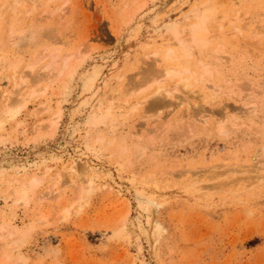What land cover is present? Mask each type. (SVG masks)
<instances>
[{
	"label": "rangeland",
	"instance_id": "obj_1",
	"mask_svg": "<svg viewBox=\"0 0 264 264\" xmlns=\"http://www.w3.org/2000/svg\"><path fill=\"white\" fill-rule=\"evenodd\" d=\"M4 1L9 9L10 0ZM4 1L0 0L4 14L0 18V107L1 91L11 88L13 68L18 74L37 58L33 74L28 76L31 80L50 51L59 57L76 56H72V76L58 84L54 82L45 93L39 91L15 117L3 119L0 224L11 223L15 235L21 234L15 236L19 246L17 242L9 246V260L2 262L0 254V264H264V186L255 189L249 182L256 181L250 175L260 166L256 159L264 154V107L259 104L258 113L245 114L246 100L240 97L244 84H261L262 90L254 93L255 100L251 101L264 100V46L254 30L257 22L253 23L261 17L264 20V0L244 1L241 9L248 12L244 15L250 21V30L247 27L242 32L236 28L239 22L234 15L241 6L233 8L230 0H222L223 4L217 6L218 11L206 23L210 43L202 47L193 41L191 27L211 0H134L127 6V0H41L36 6L33 0H22L19 8L26 14L21 11L23 15L14 24L12 36L5 30L10 13L3 12ZM143 1L144 6L136 11ZM57 7L65 8L60 18ZM132 9L136 13L127 21L126 13ZM149 40H154V46L146 45ZM168 44L176 46L180 56L183 48L188 50L191 62L187 66L196 71L199 68L198 73L204 67L202 63L209 62L217 84L223 82L224 75L233 74L231 89L223 85L212 92L211 100L208 94L199 95V87L193 84L191 88L199 93L175 91L178 100L167 98L173 102L171 108L145 111V103L149 102H143L137 111L130 112L129 106L135 101L144 96L151 101L156 96L151 94L154 86L143 84L144 73L152 61L153 49L164 52ZM215 44L235 53V60L229 64L225 61L223 69L212 61V48L218 46ZM77 49L81 51L79 56ZM14 61L18 64L10 66ZM182 61H163L162 65L175 63L182 68ZM221 70L224 75L219 74ZM120 74L122 77L116 78ZM44 85L40 82L37 88L44 89ZM242 88L245 90V86ZM54 90L58 93L53 94ZM48 97L53 99V110L57 98L63 102L65 109L60 119L50 112H41L39 102ZM182 98L188 102L180 105ZM225 112L242 118L232 121L225 118ZM99 115L104 118L99 120ZM37 118L43 119V124L34 133L29 125ZM48 118L57 123L51 126ZM218 121L226 126L224 132L216 129ZM17 122L21 125L15 128ZM98 136L103 138L98 140L101 143L94 141ZM119 149L123 150L122 159H118L121 163L115 155ZM79 156L102 167L104 176L99 174L94 188L70 207L69 217L64 219L61 210L75 196V190L72 186L63 188L64 178L59 175H55L57 185H53L42 170L51 167L52 174ZM232 166L241 170H233L230 175ZM262 169L264 173V168L259 171ZM35 171L44 176L31 195L30 205L13 210L7 183L16 182L13 178L17 176L27 178ZM179 173L181 178H176ZM217 173L222 176L219 179H231V183L238 175L244 176L242 186L234 193L228 187L222 192L207 188L217 183ZM51 185H63V197L53 202L44 200L39 208L36 196ZM190 185L200 186L201 193H197L199 187ZM207 189L211 195L203 196ZM45 215L46 223L41 219Z\"/></svg>",
	"mask_w": 264,
	"mask_h": 264
},
{
	"label": "bare ground",
	"instance_id": "obj_2",
	"mask_svg": "<svg viewBox=\"0 0 264 264\" xmlns=\"http://www.w3.org/2000/svg\"><path fill=\"white\" fill-rule=\"evenodd\" d=\"M4 0H2V2H3ZM7 1V0H6ZM39 1H41V0H33V5H35V4H40V2ZM43 1V0H42ZM47 1H51V0H47ZM131 1H133L134 2V0H127V1H125L126 3L124 4V6H127ZM223 1H225V0H223ZM223 1L222 0H211L210 1V4L208 5V6H206V7H204L203 9H202V12H200L201 13V16H200V19H199V21H197V22H195L194 24H192V27H191V30H192V39H193V41L195 42V43H197L198 45H200L201 47L202 46H206V45H208L209 43H210V39L208 38V31H207V25H206V23L214 16V12L217 10L218 11V5H222L223 4ZM231 1V3H232V6H233V8L234 7H236V6H238L239 5V7H240V9L241 8H243V7H245V6H243V4H244V1H246V0H230ZM257 1V0H256ZM255 1V2H256ZM9 2V1H8ZM22 2V0H10V2H9V9H8V7H7V4L5 3V1H4V4L2 5V6H4V9H6V10H4L3 12H7V14H8V12L10 13L9 14V20H7L8 21V23H7V25H6V27L8 26V24H9V26H8V28H5V30L7 29L8 31H6V33L7 32H9V33H7L9 36L12 34V32H13V26H14V24L18 21V20H20V14H22L21 13V11L23 10V9H21V8H19V6L21 5L20 3ZM53 2V1H52ZM144 2V1H143ZM45 3H49V2H46L45 1ZM44 3V4H45ZM252 3H253V1H252ZM20 4V5H19ZM32 4V3H31ZM43 4V3H42ZM43 4V5H44ZM144 4H145V2L143 3V4H141L140 6H137L136 8H135V10L136 11H138L137 9H140V8H142L143 6H144ZM247 4H249V3H247ZM246 4V5H247ZM5 6H6V8H5ZM36 6V5H35ZM34 6V7H35ZM243 6V7H242ZM200 7H202V6H200ZM3 8V7H2ZM1 8V9H2ZM36 8H38V5H37V7ZM40 8V7H39ZM194 8V7H193ZM197 8V7H196ZM21 9V10H20ZM31 9H33V8H31ZM65 9V8H64ZM63 9V7H61V8H58L57 7V10H59V12H57V13H60L58 16H59V18H60V16H61V13H63L62 11L64 10ZM70 9V8H69ZM198 9V8H197ZM240 9H237V13L236 14H234L235 15V19H237L238 20V22H239V26H237L236 28L239 30V32H242V31H245L246 29H247V27H248V23L250 22H248V21H246V15H244V14H246V13H248V12H245V11H243L242 12V9L240 10ZM262 9V8H261ZM38 10H40V9H38ZM53 10V9H52ZM52 10H51V12H52ZM67 10V9H66ZM244 10V9H243ZM246 10V9H245ZM251 10V9H250ZM259 10V9H258ZM24 11V10H23ZM33 11V10H32ZM35 11V10H34ZM69 11V10H68ZM67 11V12H68ZM226 11V10H225ZM260 11V10H259ZM258 11V12H259ZM262 11V10H261ZM5 12V13H6ZM25 12V11H24ZM23 12V13H24ZM46 12H49V11H46ZM54 12V11H53ZM139 12V11H138ZM255 12H256V10H255ZM263 12H264V10H263ZM262 12V13H263ZM33 13V12H32ZM50 13V12H49ZM132 13L135 15V13L136 12H133V9L132 10H130V12H127L126 14V17H125V15H124V17L126 18V20L127 21H129L131 18H132ZM217 13V12H216ZM250 13V12H249ZM25 14H26V12H25ZM24 14V15H25ZM43 14V13H42ZM53 14V13H52ZM258 13H256V15H257ZM261 13H259V15H260ZM264 14V13H263ZM263 14H261L260 16H262ZM1 15H4L3 13H2V11L0 10V18H1ZM23 15V14H22ZM64 15V14H63ZM62 15V16H63ZM246 16V17H245ZM252 16H253V14H252ZM259 16V17H260ZM3 17V16H2ZM8 17V16H7ZM24 17V16H23ZM45 16H43L42 17V19L44 18ZM48 17H50V16H47V18ZM258 17V18H259ZM58 18V17H57ZM58 18V19H59ZM257 18V20H259L260 19V21L258 22V21H255V22H253V23H256L257 22V25L254 27V30H256L255 32L257 33V35L258 36H261L260 37V40H262L260 43H262L263 42V46H264V23L262 24L261 23V21H264V20H262L263 19V17H261V18H259L258 19ZM22 19V18H21ZM44 19H46V17L44 18ZM57 19V22L59 21ZM233 19V18H232ZM252 20L251 21H253V18H251ZM125 20V19H124ZM193 20H194V18H193ZM196 20V19H195ZM248 20V19H247ZM191 21H192V19H191ZM230 21L231 22H234L233 20H231L230 19ZM3 22V21H2ZM193 22V21H192ZM191 22V23H192ZM217 22V21H216ZM127 23V22H126ZM221 23V22H220ZM261 23V24H260ZM30 24V23H29ZM209 24V23H208ZM211 24H213V23H211ZM16 25V24H15ZM1 26V25H0ZM212 26V25H211ZM250 26V25H249ZM4 27V26H3ZM29 27H31V26H29ZM210 27V26H209ZM252 26H250V28H251ZM3 29V28H2ZM139 29V28H138ZM211 29V28H210ZM214 29V28H213ZM248 29H249V27H248ZM234 30V29H233ZM250 30V29H249ZM252 33L254 32V31H251ZM251 33V34H252ZM138 34H139V32H138ZM14 35V34H13ZM12 36V35H11ZM186 36H188V35H186ZM190 36V35H189ZM185 37V36H184ZM191 37V36H190ZM227 37V36H226ZM225 37V38H226ZM233 37V36H232ZM236 37H237V35H236ZM243 37V36H242ZM251 37V36H250ZM180 38V37H179ZM184 39V38H183ZM250 39V38H249ZM87 40V39H86ZM153 41L154 40H149L147 43H146V45L148 46V47H151V45L152 46H154V44H153ZM191 41V40H190ZM214 41V40H213ZM164 42V41H163ZM166 42V41H165ZM169 42H171V41H169ZM194 42H192V43H194ZM219 42V41H218ZM228 42V41H227ZM230 42H231V40H230ZM232 42H234V41H232ZM253 42V41H252ZM255 42H257V41H255ZM161 43V42H160ZM175 43V42H174ZM254 43V42H253ZM258 43V42H257ZM259 43V44H260ZM151 44V45H150ZM164 44V43H163ZM162 44V45H163ZM167 44V43H166ZM172 44V43H171ZM171 44H168V46L167 47H165V50H164V52L163 51H161L160 49H157V50H155V49H153L154 51L152 52V58H151V63L148 65V67L145 69V79L143 80V84H147V86H148V84H149V86H154V90H152V92H151V94L152 93H156L155 95V97L153 98L152 96H150V97H152L153 99L151 100V101H148L149 99L148 98H144L143 97V99H140L141 101H139V100H137V101H135V103L133 104V105H131V106H129V107H131V111L130 112H134V111H137V109H138V107L139 106H141L142 104L141 103H145V102H149L148 104L147 103H145L147 106V108H143L145 111H148V110H154V109H167V108H169L171 105H173V102L171 101V100H175V99H177L178 100V95L175 93V91L176 92H178L179 91V93H180V91L181 90H184V92L183 93H185V92H193V94H195V93H199V95H204V96H206L207 94H208V97L209 98H211V100H212V97H213V94H212V92H216V90L218 89H220L223 85H227L228 87H229V89H231L230 88V83H232V81H233V79L231 78L232 77V75H231V73L230 74H227V76L226 75H224V73L222 72L223 70H221L220 72H219V74H221V73H223V75L225 76L224 77V79L222 80L223 82L220 84H217V82L214 80V78H213V75H212V67H211V65H210V63L209 62H206V63H202L203 65H204V67H203V69L201 68V71H199V73L197 72L198 70H199V68L197 69V71L195 70V68H194V70H192L191 68H189L188 66H190V57H189V51L188 50H186V49H184L183 48V54L180 56L179 54H177V51L174 49V48H176V46L173 48L172 46H171ZM189 44H191V43H189ZM233 44V43H232ZM232 44H230L231 45V47H233L234 46V44L232 45ZM172 45H174V44H172ZM215 45H218V44H215ZM255 45H256V43H255ZM261 45V46H262ZM227 46V45H226ZM249 46V45H248ZM156 47H159V46H156ZM197 47V46H196ZM258 47V46H257ZM207 48V47H206ZM205 48V49H206ZM212 48V47H211ZM210 48V49H211ZM230 48V47H229ZM241 48V47H240ZM213 50H214V52H215V54L212 56L211 55V57H212V61L213 62H215L216 63V65H217V67H222V69H223V66L225 65V64H229V63H231V61L233 62L234 60H235V53L233 52L232 54H230L231 53V51H229L230 53H228V51H226V50H224V47L222 46V45H218V46H216L215 48H212ZM211 49V50H212ZM231 49V48H230ZM229 49V50H230ZM235 49H237V48H235ZM78 50V49H77ZM198 50V49H197ZM209 50V49H208ZM207 50V51H208ZM210 50V51H211ZM75 53H76V51H74ZM80 49L77 51V56H79L80 55ZM181 52V51H180ZM199 52V51H198ZM224 54H226V55H224ZM228 54V55H227ZM230 54V55H229ZM47 55V54H46ZM206 55V54H205ZM40 56H42V55H40ZM45 56V55H44ZM44 56H43V58H44ZM48 56V58H47V60L45 61V63L41 66V68H40V70H39V72L37 73V75H34V77H33V79H31V80H29L28 79V76L31 74H33V71H34V67L36 66L35 64L37 63V61H39L37 58L34 60V61H32V62H30V63H28V64H26V65H24V67H23V69L25 68L26 69V71L25 70H20L19 72H18V74L16 73V71H15V68H13V72H12V79H11V83H10V85H11V88H7V89H4L3 91H1V93H2V99H3V102H2V104H1V107H0V128L2 127V124H3V122H5L3 119L4 118H8V117H10V118H13V117H15L18 113H19V111L22 109V107H24L25 105H27V103L30 101V100H32L33 98H35L37 95V93L40 91V92H42V93H45V91L47 90V88L51 85L52 86V84L55 82H57V84H58V82H60L61 80H64L65 79V77H67V76H69L70 77V75L72 74L71 73V71H73L72 70V67H73V57L74 56H76V55H74V54H64L62 57H59L58 56V54L57 53H53V51H50L49 52V54L47 55ZM73 56V57H72ZM201 56V55H200ZM238 56V55H237ZM241 56V55H240ZM39 57V56H38ZM148 57V56H147ZM202 57V56H201ZM207 57V56H206ZM209 57V56H208ZM239 57V56H238ZM243 57V56H242ZM1 58V57H0ZM40 58H42V57H39V59ZM42 58V59H43ZM75 58V57H74ZM179 59H182L183 61H182V68L181 67H179V66H177V65H174V64H171V63H167V64H164V65H162V62L163 61H175V60H179ZM237 59V58H236ZM243 59V58H242ZM1 60V59H0ZM195 60H196V58H195ZM2 61V60H1ZM0 61V62H1ZM17 61H19V60H17ZM17 61H14V62H11L12 64L10 65V66H12V67H15L16 66V64H18V62ZM224 61V62H223ZM225 61L227 62V63H225ZM238 61V60H237ZM243 61V60H242ZM134 62V61H133ZM177 62V61H176ZM192 62H194V61H192ZM196 62V61H195ZM39 63V62H38ZM158 63H159V66H158ZM165 63V62H164ZM145 64H147V63H145ZM157 64V65H156ZM188 65V66H187ZM214 65V64H213ZM157 66V67H156ZM228 67V66H227ZM216 68V67H215ZM232 68H234V67H232ZM214 69V68H213ZM247 69V68H246ZM243 70V69H242ZM144 71V70H143ZM214 71H215V69H214ZM218 72V71H217ZM225 72H226V70H225ZM186 73L188 74V75H186ZM243 73V72H242ZM213 74H214V72H213ZM122 75L123 74H120L119 76H116V78L117 77H119V78H121L122 77ZM222 75V74H221ZM72 76V75H71ZM216 77H217V75H215ZM124 77V76H123ZM222 78V77H221ZM123 79V78H122ZM116 80V79H115ZM65 81V80H64ZM246 81V80H245ZM256 81V80H255ZM40 82H44L45 83V87H44V89H38L37 88V84L38 83H40ZM254 82V81H253ZM262 82H263V80H262ZM66 83V82H65ZM104 83H106V82H104ZM122 83V82H121ZM237 83H239V82H237ZM255 83H257V82H255ZM143 84H142V86H143ZM193 84H195L196 85V87H199V92L196 90V89H194V88H191V85H193ZM239 85V84H238ZM258 85V84H257ZM62 86V85H61ZM142 86H140L141 88H143ZM145 87H146V85H144ZM227 86H226V88H227ZM245 86V90H244V88H242V87H244ZM244 86H242L239 90L240 91H242V94H240L241 96V98L242 99H245L246 101L244 102V105H245V110H246V112H245V114L246 113H253V114H256V113H258V107H259V104L260 105H262V107H264V100H262V101H260V102H258V100H256V101H251V100H255L254 99V93H256V92H258L260 89L262 90V88H260L261 87V84H259L257 87H255L252 83H250V84H244ZM224 88V87H223ZM225 88V89H226ZM257 88H259V89H257ZM235 89H237L236 87H235ZM134 90V89H133ZM217 90V91H218ZM232 90H234V89H232ZM221 91H223V90H221ZM229 91V90H228ZM232 92V91H231ZM58 92L57 91H55L54 90V93L53 94H57ZM233 93V92H232ZM53 94H51V95H53ZM224 94H226V93H224ZM234 94H235V92H234ZM259 94V93H258ZM148 95H150V93L148 94ZM154 95V94H153ZM184 96H187L188 94H183ZM222 95V94H221ZM228 95V94H227ZM180 96V95H179ZM146 97H148V96H146ZM170 98L171 100H168L167 98ZM177 97V98H176ZM181 97H183V96H181ZM180 97V98H181ZM225 97H226V95H225ZM52 97H48V98H46V100L45 101H41V102H39V107H40V110H41V112H42V110L45 112V113H47V112H50L52 115L51 116H53V114L54 115H56V116H54L55 118L57 117L58 119H60V117H62V114H63V112H64V109H65V106H64V104H63V102L62 101H60V100H58V98H57V100L55 101V103H54V106H55V110H53V109H51L50 108V105H52V103L51 102H53V99H51ZM188 98V97H187ZM60 99V98H59ZM257 99V98H256ZM263 99H264V97H263ZM185 98H182V100L180 99L179 101H180V103H179V101H178V103L180 104V105H182L185 101ZM188 100H189V98H188ZM188 100H186V103L188 102ZM176 101V100H175ZM175 101H174V103H175ZM13 102H16V103H13ZM186 103H184V104H186ZM242 103H243V100H242ZM14 104H16V106L13 108V105ZM145 104H144V106H145ZM176 104V103H175ZM179 105V106H180ZM243 104L241 105V106H244ZM176 106H178V105H176ZM171 108V107H170ZM172 108H173V106H172ZM240 108L241 107H239V110H240ZM129 109V108H128ZM141 109V108H140ZM226 111H227V108L225 109ZM244 110V111H245ZM36 111V110H35ZM104 111V110H103ZM129 111V110H128ZM173 111V110H172ZM231 112V111H230ZM263 112H264V108H263ZM31 113V112H30ZM33 113H35V112H33ZM166 113H168V112H166ZM226 113V112H225ZM36 114V113H35ZM39 114V113H38ZM145 114V113H144ZM222 114V113H221ZM237 114V113H236ZM235 113H234V115H232V113L231 114H229V113H226V115L227 116H225V118H230L232 121H234V120H240V118H242V117H240V116H238V117H235V115H236ZM242 114H243V112H242ZM49 115V114H48ZM100 117H99V120H102L103 118H104V116L103 115H99ZM165 116V115H164ZM205 116V115H204ZM204 116H202V118H205ZM34 118V117H33ZM41 118V117H40ZM40 118H37L36 120H34L33 121V123H31L29 126L31 127V130L30 131H32L33 130V132L35 133V132H39V129L42 127L41 125L43 124L42 123V121H43V119H40ZM186 118H188V117H186ZM224 118V117H223ZM223 118H221V119H223ZM51 119H54V118H51ZM51 119L50 118H48V121H51ZM177 119V118H176ZM220 119V118H219ZM220 119V120H221ZM45 120V119H44ZM57 120V119H56ZM94 120H96L97 121V119H94ZM226 120V119H225ZM238 120V121H239ZM47 121V120H46ZM45 121V122H46ZM187 121H189V120H187ZM223 122H224V120H222ZM236 121L235 122H231L232 124L231 125H235L236 124ZM202 122V121H201ZM215 122V121H214ZM57 122H55L54 121V124H56ZM238 123V122H237ZM53 124V121H51L50 122V125L51 126H53L54 125ZM224 124H225V122H224ZM224 124L221 122V121H218L217 123H216V129H218L220 132H224L226 129H225V127H224ZM230 124V123H229ZM19 125H21V123L20 122H17V124H16V127L15 128H17V127H19ZM166 125H169V124H166ZM28 126V127H29ZM26 125H25V128H28ZM4 128V127H3ZM29 129V128H28ZM263 129H264V127H263ZM41 130V129H40ZM96 136V135H95ZM102 139L103 138H100L99 136H98V138H96L95 137V142L96 141H98V140H101L102 141ZM94 142V143H95ZM98 142H100V141H98ZM97 142V143H98ZM101 143V142H100ZM99 143V144H100ZM122 149H119V150H117L116 151V157H117V161H119L118 159H119V157L121 156V153H122ZM84 156H79V157H77V158H74V157H72L71 159H69V161L67 162V163H65V164H63L62 166H60L61 168H57L56 169V171H55V173L53 174V172H52V174H50V172H51V167H44V169L42 170V173L44 174V175H49V178H50V180H53V185L54 184H56L57 185V181H55L56 180V178H54L55 177V175H59V176H63V180H62V182H63V188L64 187H69V186H72V188H74V190H75V196L72 198V196H71V201L70 200H68V202L70 201V203L68 204V205H66L65 204V206H63V209L61 210V213H62V216H61V218H64V219H66L67 217H69L68 216V214H69V209H70V207H72L77 201L79 202L80 200H83L84 198V193L85 192H88V189H93L94 188V185H95V183L97 182L96 180H97V177L99 176V174L101 175L102 173H101V171L103 170V169H101L100 168V166L98 167V165L97 164H95V163H93V162H91V161H89V160H87V159H85V158H83ZM258 157V156H257ZM121 158V157H120ZM122 159V158H121ZM257 161H256V163L257 164H259L260 166L258 167V169L257 170H253V171H255V172H251V173H253L254 175H250V178L251 179H256V181H249V177H248V181L251 183L252 182V184H250V185H254L253 186V188H255V189H259V188H261L262 186H261V184L264 186V173H263V169H262V172L261 171H259L260 170V168H264V166H263V164H262V162H263V160H264V154H263V156L261 155L260 157H258L257 159H256ZM117 163V162H116ZM119 163H121L120 161H119ZM264 163V162H263ZM119 165H121V164H119ZM125 165V164H124ZM234 165V164H233ZM236 165V164H235ZM262 165V166H261ZM123 167V166H122ZM233 167V166H232ZM231 167V168H232ZM241 167V166H240ZM210 168V167H209ZM231 168L230 169H228V170H231ZM237 168H239V167H237ZM236 168V169H237ZM242 168V167H241ZM251 168V167H250ZM37 169V168H36ZM235 169V167H233V169H232V172L230 171V175H231V173L232 174H234V172H233V170L234 171H237V172H239L240 170H236ZM38 170V169H37ZM243 170V169H242ZM181 171V170H180ZM249 171V170H248ZM229 172V171H228ZM242 172H244V171H242ZM246 172V171H245ZM249 172V173H250ZM183 173V172H182ZM25 174V173H24ZM42 174V177L44 176ZM180 174V175H179ZM179 174H177V175H179V177L177 176L176 178H181V173H179ZM195 174V173H194ZM219 174L220 173H217L216 174V176L217 177H215L217 180H215V181H217V183H215L214 185H212L211 187H207V188H213V191H215V190H217V191H219V190H221V192L222 191H224V190H226L227 189V187L228 188H230L231 190L230 191H232L233 193L236 191V189L238 188V187H240V182H241V180H243V178H244V176L243 177H240L239 175H238V177L239 178H237L235 181L233 180L232 181V183H231V179H228L227 177L229 176L230 177V175L228 174V176H225L228 180H226V178H225V180L226 181H223L222 179H219ZM235 174H236V172H235ZM244 174V173H243ZM30 176H26L27 178H23V176L22 177H16L15 179L13 178V180L14 181H16L17 182V184H15L16 182H12V181H10V182H8L7 183V187H8V191H9V195H8V197H12V205H13V210L15 209H17L18 207H20V206H23V207H25V206H29L30 205V203H31V199L33 198H31V195L34 193V191L36 190V188L38 187V185L41 183V181H42V177H41V175H39L38 174V171H35V172H33V173H31V174H29ZM241 175V174H240ZM104 176V175H103ZM102 175L100 176L101 178L103 177ZM25 177V176H24ZM58 177V176H57ZM222 177V176H221ZM220 177V178H221ZM246 177V176H245ZM59 178V177H58ZM212 178H214V177H212ZM43 180H44V178H43ZM48 180V179H47ZM60 180V179H59ZM77 181H78V183H77ZM99 181V180H98ZM228 181L230 182V184H226V182L228 183ZM62 182H61V184H62ZM80 182V183H79ZM193 182H195V181H193ZM192 182V183H193ZM12 183V184H11ZM59 184H60V182H59ZM76 184H78V186H76ZM85 184H87V186H84ZM213 184V183H212ZM103 185V184H102ZM187 185V184H186ZM229 185V186H228ZM60 186V185H59ZM62 186H61V188H58V187H54V186H49L48 187V190L47 191H45V192H42V193H40V194H38L37 196H36V198H35V202H36V206H40V207H42L43 205V202H44V200L46 201V200H48L49 199V201L48 202H53V200L54 201H57V200H60L62 197H63V195H64V190L65 189H63L62 190ZM76 186V187H75ZM192 188H196V187H199L200 188V190H199V188H197L196 190H197V193H201V192H199V191H201V187L200 186H192V185H190ZM189 186V187H190ZM242 186V185H241ZM103 187V186H102ZM104 187H105V183H104ZM259 187V188H258ZM71 188V187H70ZM69 188V189H70ZM72 188H71V190H72ZM112 188V187H111ZM192 188H191V191H192ZM216 188V189H215ZM264 188V187H263ZM61 189V190H60ZM66 189H68V188H66ZM187 189H188V187H187ZM186 189V190H187ZM203 189V188H202ZM215 189V190H214ZM252 189V188H251ZM189 190V189H188ZM210 190V189H209ZM208 189H207V191H204L203 193H202V195L203 196H210L211 195V193H209V192H211V191H209ZM228 190V189H227ZM264 190V189H263ZM64 192V193H63ZM195 192V191H194ZM229 192V191H228ZM74 193V192H73ZM196 193V194H197ZM232 193V194H233ZM257 193V192H256ZM117 194L119 195V194H121L120 193V191H118L117 190ZM116 194V195H117ZM115 195V196H116ZM114 196V197H115ZM203 196H200V197H203ZM123 197V196H122ZM121 197V198H122ZM197 197V196H196ZM83 198V199H82ZM11 199V198H10ZM52 199V200H51ZM204 199V198H203ZM51 200V201H50ZM118 200V199H117ZM45 204V203H44ZM78 204V203H77ZM35 206V207H36ZM39 207V208H40ZM37 208V207H36ZM15 212V211H14ZM51 212V211H50ZM38 219V218H37ZM41 219L43 220V222H48V218L46 217V215H45V217L43 216V217H41ZM40 219V220H41ZM122 222V221H121ZM124 222V221H123ZM122 222V223H123ZM11 226H13V225H11V223H2L1 222V224H0V254H1V256H2V262L3 261H6V259H10L11 258V251L12 250H10L9 249V246H10V244L11 243H15V242H17V245L19 244V242L18 241H16V239H15V236H17L18 237V235H20L21 233H19L18 232V235H15V233H16V231H14V230H12L10 227ZM117 228V227H116ZM20 232H21V230H19ZM17 234V233H16ZM22 237V236H21ZM20 237V238H21ZM23 239V238H22ZM15 245V244H14ZM21 245V244H20ZM13 246V245H12ZM19 246V245H18ZM11 247V246H10ZM14 250V249H13ZM16 253H18V252H16ZM20 256V255H19ZM18 256V257H19ZM25 257V256H24ZM16 258V257H15ZM14 260V259H13ZM17 260V259H16ZM20 261V260H19ZM1 262V263H2ZM13 264V263H12ZM20 264V263H19ZM22 264V263H21Z\"/></svg>",
	"mask_w": 264,
	"mask_h": 264
}]
</instances>
